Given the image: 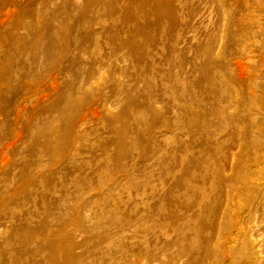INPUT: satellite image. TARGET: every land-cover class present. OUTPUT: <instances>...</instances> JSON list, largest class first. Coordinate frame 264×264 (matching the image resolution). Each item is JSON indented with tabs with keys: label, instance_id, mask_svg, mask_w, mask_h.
<instances>
[{
	"label": "rangeland",
	"instance_id": "obj_1",
	"mask_svg": "<svg viewBox=\"0 0 264 264\" xmlns=\"http://www.w3.org/2000/svg\"><path fill=\"white\" fill-rule=\"evenodd\" d=\"M260 2L0 0V264H264Z\"/></svg>",
	"mask_w": 264,
	"mask_h": 264
},
{
	"label": "bare ground",
	"instance_id": "obj_2",
	"mask_svg": "<svg viewBox=\"0 0 264 264\" xmlns=\"http://www.w3.org/2000/svg\"><path fill=\"white\" fill-rule=\"evenodd\" d=\"M258 10H259V14L250 15L248 13L245 17L247 21V25H249V27L254 28L253 32L244 35V39L241 42V50L247 53V55L253 50L258 51L261 54L264 53V0H262V3L260 2V6ZM259 20H262L263 24H261ZM255 36H257V38ZM245 61L247 63L250 62L249 60H245ZM246 62L237 60L236 67L238 68V71L241 73L242 79L246 78L247 80H253L254 75L252 74V72H250V66H248ZM261 65L264 68V57L261 58Z\"/></svg>",
	"mask_w": 264,
	"mask_h": 264
}]
</instances>
